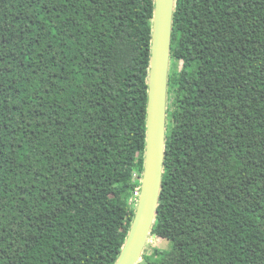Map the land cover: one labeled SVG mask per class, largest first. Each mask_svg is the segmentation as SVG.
I'll use <instances>...</instances> for the list:
<instances>
[{"label":"trees","instance_id":"trees-1","mask_svg":"<svg viewBox=\"0 0 264 264\" xmlns=\"http://www.w3.org/2000/svg\"><path fill=\"white\" fill-rule=\"evenodd\" d=\"M154 11L0 0V264L117 263L144 173ZM171 45L151 235L173 249L143 259L264 264V0H177Z\"/></svg>","mask_w":264,"mask_h":264},{"label":"water","instance_id":"water-1","mask_svg":"<svg viewBox=\"0 0 264 264\" xmlns=\"http://www.w3.org/2000/svg\"><path fill=\"white\" fill-rule=\"evenodd\" d=\"M177 0H155L144 173L136 214L116 264H139L158 213L166 151L173 17Z\"/></svg>","mask_w":264,"mask_h":264},{"label":"rangeland","instance_id":"rangeland-1","mask_svg":"<svg viewBox=\"0 0 264 264\" xmlns=\"http://www.w3.org/2000/svg\"><path fill=\"white\" fill-rule=\"evenodd\" d=\"M180 67H182V65ZM170 102H171V97L169 95L168 108H170ZM170 125H171V123H170V119L168 117V126H170ZM134 179H137L136 175H135ZM156 249H160L163 251H171L173 249V244L170 241H167V240H164V239H161V238H158L156 236L151 235L149 238L148 245L146 247V251H145L144 255L150 256V255H152V253ZM143 256H142L139 264H148L147 261L143 259Z\"/></svg>","mask_w":264,"mask_h":264}]
</instances>
